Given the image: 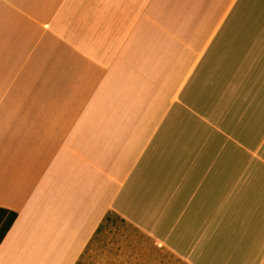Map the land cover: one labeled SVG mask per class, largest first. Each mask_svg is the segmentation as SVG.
<instances>
[{
    "label": "crops",
    "instance_id": "crops-1",
    "mask_svg": "<svg viewBox=\"0 0 264 264\" xmlns=\"http://www.w3.org/2000/svg\"><path fill=\"white\" fill-rule=\"evenodd\" d=\"M245 2L0 0V206L18 212L0 264H77L109 212L158 217L191 186L193 159L195 174L213 175L199 189L222 202L234 182L221 176L241 172L206 169L191 151L223 42L236 41L240 15L264 12ZM245 195L233 221L245 233L219 254L213 245L218 262L227 251L230 264H264V199Z\"/></svg>",
    "mask_w": 264,
    "mask_h": 264
},
{
    "label": "rangeland",
    "instance_id": "rangeland-1",
    "mask_svg": "<svg viewBox=\"0 0 264 264\" xmlns=\"http://www.w3.org/2000/svg\"><path fill=\"white\" fill-rule=\"evenodd\" d=\"M247 3L243 6L249 10L264 7V0ZM235 39L223 42L222 75L215 80L214 95L213 86L207 88L205 139L191 151L195 156L200 154L206 169H238L241 173L235 176H221L223 182H234L233 189L223 191L222 202L214 207L210 200L213 191L199 189L203 183L212 182L213 175L195 174L193 159L188 176L191 186L176 189L168 202L171 205L157 208L161 211L158 217L132 224L113 215L77 264H230L227 251L223 263L215 260L219 255H213V245L217 242L219 254L221 239L226 243L230 234L245 233L240 228L235 230L233 222L240 209V205L236 207L239 198L246 194L244 199H264V12L240 15ZM199 201L206 202L205 215L200 219ZM250 208L247 218L256 227L259 218L253 217ZM219 215L222 217L214 223ZM199 225L205 228L199 231Z\"/></svg>",
    "mask_w": 264,
    "mask_h": 264
},
{
    "label": "trees",
    "instance_id": "trees-1",
    "mask_svg": "<svg viewBox=\"0 0 264 264\" xmlns=\"http://www.w3.org/2000/svg\"><path fill=\"white\" fill-rule=\"evenodd\" d=\"M113 215H116V214L114 212H112V211L108 213V215L105 217V219L103 220V222L99 226V229L97 230L96 234L98 232H100V230L104 227V225L108 221H110V219H111V217ZM17 217H18V212L17 211L12 210V209L7 208V207L0 206V244L3 241V239L5 238L6 234L10 230V228L12 227V225L15 222V220L17 219ZM121 220H125V219L121 218Z\"/></svg>",
    "mask_w": 264,
    "mask_h": 264
}]
</instances>
